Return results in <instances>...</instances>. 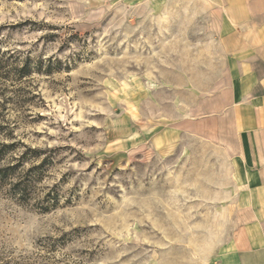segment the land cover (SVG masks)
Returning <instances> with one entry per match:
<instances>
[{
    "label": "rangeland",
    "instance_id": "obj_1",
    "mask_svg": "<svg viewBox=\"0 0 264 264\" xmlns=\"http://www.w3.org/2000/svg\"><path fill=\"white\" fill-rule=\"evenodd\" d=\"M216 27L200 0H0V264L228 250L234 139L189 116L226 71Z\"/></svg>",
    "mask_w": 264,
    "mask_h": 264
},
{
    "label": "crops",
    "instance_id": "obj_2",
    "mask_svg": "<svg viewBox=\"0 0 264 264\" xmlns=\"http://www.w3.org/2000/svg\"><path fill=\"white\" fill-rule=\"evenodd\" d=\"M200 1L216 22L226 71L189 109L191 133L233 136V206H240L228 250L215 264H264V0Z\"/></svg>",
    "mask_w": 264,
    "mask_h": 264
}]
</instances>
